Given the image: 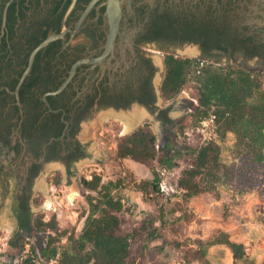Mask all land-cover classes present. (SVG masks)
<instances>
[{"label":"flooded vegetation","instance_id":"af4514ba","mask_svg":"<svg viewBox=\"0 0 264 264\" xmlns=\"http://www.w3.org/2000/svg\"><path fill=\"white\" fill-rule=\"evenodd\" d=\"M186 48L219 64H264V0H0V204L13 179L11 246L36 229V179L92 156L77 136L83 120L138 103L173 124L158 103L164 58Z\"/></svg>","mask_w":264,"mask_h":264},{"label":"rangeland","instance_id":"374dc122","mask_svg":"<svg viewBox=\"0 0 264 264\" xmlns=\"http://www.w3.org/2000/svg\"><path fill=\"white\" fill-rule=\"evenodd\" d=\"M176 55L196 58L197 72L201 66L213 62L196 54L180 52ZM213 63L239 65L252 72H260L264 86V64L256 58L248 59L247 63L234 61L229 65L224 57L220 64ZM158 103L169 107L173 124L163 125L154 112L139 123H149L157 135V146L165 143L167 135L174 146L179 143L199 146L216 139L222 146V161L230 167L231 176L217 184L215 191L187 196L178 187L177 179L184 169L191 166L193 159L183 150L174 156L172 168L165 166L166 171L162 175L164 190L159 188L158 192L144 198L135 189V182L141 178L139 163L129 157L120 158L116 152L119 136L137 127L123 133L122 124L113 118L95 126L94 122L102 112L95 111L82 121L77 134L87 144L92 156L78 161V170L74 169L70 174L62 166L54 165L45 170L34 184L32 205L35 217L48 221L55 215L60 231L66 232L56 235L51 229L43 232L36 228L23 236L22 245L12 248L9 239L15 224L10 215L11 194L14 191V181L11 179L7 195L0 204V264H59L57 256L47 259L40 255V250L52 235H56L54 244L60 250L68 244L72 232L79 234L92 207L88 202L89 197L96 202V196L101 195L82 185L79 177L82 180L91 179L95 174L102 177V193L108 190L124 202L123 209L118 213L122 219V229L131 233L129 258L133 264H201L197 254L199 249L204 248L211 264H245L243 261L235 262L226 244L206 245L207 239L221 228L229 231L233 239L245 243L246 254L253 264H264V183L254 184L250 178L244 160L235 153L234 134L228 132L224 138H220L213 115L204 118L198 116V88L193 70L183 89L170 98L159 97ZM154 164L158 170L163 168L156 160ZM57 171L61 174L59 182H55ZM48 195L52 199L49 207L46 206ZM5 217L11 221L10 228L3 224ZM149 220L152 221L148 228L151 234L141 228ZM27 257L29 260L26 262L24 259Z\"/></svg>","mask_w":264,"mask_h":264},{"label":"trees","instance_id":"16d2710c","mask_svg":"<svg viewBox=\"0 0 264 264\" xmlns=\"http://www.w3.org/2000/svg\"><path fill=\"white\" fill-rule=\"evenodd\" d=\"M164 63L162 95L170 98L177 94L186 85L193 70L198 88V116L204 118L213 115L220 138H224L228 132L234 134L235 153L244 160L250 178L254 184L264 183V86L260 79L261 73L239 65L222 66L213 62L201 66L197 72L196 58L174 53L166 54ZM172 122L168 120V124ZM173 133L177 134L175 131ZM165 138L164 145L157 146V135L148 122L118 138V157H129L139 163L141 178L135 182V189L144 198L159 191L161 175L154 161H158L162 167L172 168L174 156L183 150L193 159L191 166L184 169L177 179L178 187L187 196L215 191L217 184L231 176L230 167L222 161V146L216 139L199 146L187 143L174 146L168 135ZM56 174L55 182H59L60 171ZM83 184L101 195L96 196V202H93V197H89L88 202L92 207L81 231L78 235L72 232L68 244L60 250L54 244L56 235L66 231H60L56 216L52 215L48 221L34 217L37 229L43 232L51 229L56 234L48 238L40 255L47 259L57 256L59 264H133L129 258L131 233L122 229V219L118 213L123 209L124 202L108 190L102 193V177L98 174L91 179L84 178ZM28 222L23 226L29 227ZM151 224L149 220L141 228L151 234L148 230ZM205 243L226 244L235 262L253 264L246 254L245 243L233 239L225 229H218ZM17 246L14 244L12 248ZM206 253V248L198 251L197 258L201 264H211ZM24 260L27 262L29 258Z\"/></svg>","mask_w":264,"mask_h":264},{"label":"bare ground","instance_id":"6f19581e","mask_svg":"<svg viewBox=\"0 0 264 264\" xmlns=\"http://www.w3.org/2000/svg\"><path fill=\"white\" fill-rule=\"evenodd\" d=\"M180 51L185 52L189 55H193L196 53L195 49H191V48L181 49ZM146 116H148V114L143 107L134 106L131 110H128V111H122V110L119 112H115L112 110L102 111L99 113V115H98V117L94 123L96 126L98 123H101L104 120H108L109 118H113L115 120H118L122 124V132L128 133V132L132 131L133 128L136 127V125L139 124L143 120V118ZM44 188H46V187H44ZM51 203H52V199L48 195L46 206L49 207V205H51ZM3 224L9 228L11 227V221L6 217L3 218Z\"/></svg>","mask_w":264,"mask_h":264},{"label":"water","instance_id":"95a60500","mask_svg":"<svg viewBox=\"0 0 264 264\" xmlns=\"http://www.w3.org/2000/svg\"><path fill=\"white\" fill-rule=\"evenodd\" d=\"M53 38H54V36H49L48 38H46L44 41H42V42H41V43H40V44H39V45L33 50L32 54H31L30 62H29V64H28V66L26 67V69L23 71V73H22V75H21V77H20V79H19V81H18V83H17V85H16V89H15V91H14L16 94H18V91H19V88H20L21 84L23 83L25 77L27 76V74L29 73V71H30V69H31L32 62H33L34 55H35L36 51L39 50V48H41V47L44 46L45 44H47V43H48L51 39H53ZM65 84H66V82L63 83L58 89H56L55 91H51V92H52V93H55V92L60 91L61 89L64 88ZM135 105L138 106V105H140V104L136 103ZM142 107H143V106H142ZM139 125H140V124H137L136 127H138ZM136 127H134V128H136ZM134 128H133V129H134Z\"/></svg>","mask_w":264,"mask_h":264},{"label":"built area","instance_id":"2783aa9c","mask_svg":"<svg viewBox=\"0 0 264 264\" xmlns=\"http://www.w3.org/2000/svg\"><path fill=\"white\" fill-rule=\"evenodd\" d=\"M199 70H200V69H198V71H199ZM159 171H160V175H161V179H160V181H159V188H160L161 190H164V188H165V182H164V179L162 178V175L165 174L166 168L163 167V168L160 169Z\"/></svg>","mask_w":264,"mask_h":264}]
</instances>
